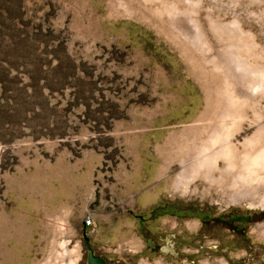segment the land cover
<instances>
[{"label": "rangeland", "instance_id": "rangeland-1", "mask_svg": "<svg viewBox=\"0 0 264 264\" xmlns=\"http://www.w3.org/2000/svg\"><path fill=\"white\" fill-rule=\"evenodd\" d=\"M233 45L264 67V0H0V264H87L83 231L114 263L176 264L148 253L138 215L243 195L175 187L222 112L235 167L246 140L263 146L264 88L241 81ZM243 202L264 207V188Z\"/></svg>", "mask_w": 264, "mask_h": 264}, {"label": "flooded vegetation", "instance_id": "flooded-vegetation-1", "mask_svg": "<svg viewBox=\"0 0 264 264\" xmlns=\"http://www.w3.org/2000/svg\"><path fill=\"white\" fill-rule=\"evenodd\" d=\"M204 197L195 195L185 201H167L151 210L149 219L138 215V230L148 253L166 255L161 259L176 264H264L262 203L255 208L243 202L250 197L248 194L230 198L232 202L228 204L209 202ZM163 216L176 222L170 235L149 228L156 229V217ZM86 250L87 255L89 250ZM91 251L111 264H121L108 260L92 247Z\"/></svg>", "mask_w": 264, "mask_h": 264}, {"label": "bare ground", "instance_id": "bare-ground-1", "mask_svg": "<svg viewBox=\"0 0 264 264\" xmlns=\"http://www.w3.org/2000/svg\"><path fill=\"white\" fill-rule=\"evenodd\" d=\"M233 26L236 27V25ZM248 44L250 45V43ZM235 47L236 45H233L224 55L228 57L229 64L235 69L241 81L247 83L246 86L249 92L255 95L264 88V67L254 65L248 58H239ZM230 116L231 109L222 112L219 124L209 133L207 140L195 148L192 153L193 158L189 162L182 159V168L176 173L175 187L186 185L192 180L202 177L208 182L229 180L231 188L241 186L236 191L243 195L248 194L251 196V194L264 188V142L261 148H257V142L260 139L251 138L246 140L244 143L246 151L243 155L242 165L239 168L235 167L231 162L229 153L231 148L229 137L232 132L229 123ZM260 136L264 137V129L260 130ZM219 144L223 146L218 150H214L216 145ZM219 157L224 159L225 165L220 170L219 176H215L213 167L217 168Z\"/></svg>", "mask_w": 264, "mask_h": 264}, {"label": "water", "instance_id": "water-1", "mask_svg": "<svg viewBox=\"0 0 264 264\" xmlns=\"http://www.w3.org/2000/svg\"><path fill=\"white\" fill-rule=\"evenodd\" d=\"M82 235L84 238L85 247L89 250V252L86 255V263L87 264H111L105 261L103 257L96 255L91 251L89 237L87 236L86 231H83Z\"/></svg>", "mask_w": 264, "mask_h": 264}, {"label": "built area", "instance_id": "built-area-1", "mask_svg": "<svg viewBox=\"0 0 264 264\" xmlns=\"http://www.w3.org/2000/svg\"><path fill=\"white\" fill-rule=\"evenodd\" d=\"M85 226H92L93 225V218L91 216H87V218L84 220Z\"/></svg>", "mask_w": 264, "mask_h": 264}]
</instances>
